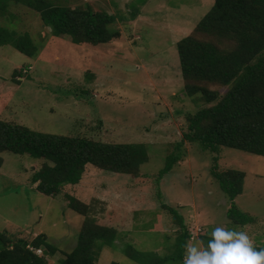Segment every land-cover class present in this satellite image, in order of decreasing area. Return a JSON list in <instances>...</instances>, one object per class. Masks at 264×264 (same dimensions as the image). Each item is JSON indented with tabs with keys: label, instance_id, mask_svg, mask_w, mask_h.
<instances>
[{
	"label": "rangeland",
	"instance_id": "374dc122",
	"mask_svg": "<svg viewBox=\"0 0 264 264\" xmlns=\"http://www.w3.org/2000/svg\"><path fill=\"white\" fill-rule=\"evenodd\" d=\"M49 1L113 15L108 28L118 35L97 46L74 44L52 36L31 8L8 1L0 25L29 34L37 51L28 57L10 44L0 45V120L42 133L139 145L148 159L135 177L87 165L78 184L47 196L31 177L48 161L0 152V231L15 240L45 235L55 254L33 251L49 264H59L72 251L85 218L117 232L112 244L96 243L97 264H136L125 254L127 245L161 257L172 254L181 227L171 210L195 238L210 239L212 229L223 225L264 245V156L226 147L216 154L197 143L181 144L188 116L217 100L209 104L200 92H185L176 44L215 0ZM200 85L219 97L227 90ZM178 154L171 170L159 175L167 158ZM214 157L217 171L245 174L234 203L256 218L254 223L228 222L229 199L212 175ZM67 194L88 206L86 217L66 207Z\"/></svg>",
	"mask_w": 264,
	"mask_h": 264
},
{
	"label": "trees",
	"instance_id": "16d2710c",
	"mask_svg": "<svg viewBox=\"0 0 264 264\" xmlns=\"http://www.w3.org/2000/svg\"><path fill=\"white\" fill-rule=\"evenodd\" d=\"M8 1L0 0V18L6 13ZM13 1L39 14L52 36L68 37L74 44L97 46L118 35L110 32L108 26L115 17L106 12L58 6L49 0ZM9 29L0 25V45L10 44L20 53L34 57L37 46L29 34L18 35ZM176 49L185 92L191 96L200 92L209 104L217 100L188 116L181 144L197 143L204 151L216 154L221 147H226L264 156V0H215L192 33L177 42ZM202 82L227 90L219 97L217 91L202 87ZM0 152L48 161L50 164L46 163L31 177L36 190L47 196L58 195L65 186L78 184L87 165L135 177L148 159L139 145L42 133L3 120H0ZM179 156L168 157L159 175L169 172ZM213 161L212 175L229 199L228 222L241 227L254 223L256 218L234 203L242 194L245 174L237 170L219 172L217 157ZM65 203L73 212L87 216L88 206L76 197L67 194ZM161 206L167 208L166 204ZM171 212L181 227L172 254L161 257L127 245L126 256L136 264H182L185 244L191 241V234L182 217ZM116 235L115 227L101 226L85 218L75 247L64 254L59 264H97L96 243L110 245ZM199 239L206 244L208 236L202 235ZM254 247L264 248V245ZM33 249L51 255L57 251L43 234L27 241L12 239L0 231V264H49Z\"/></svg>",
	"mask_w": 264,
	"mask_h": 264
},
{
	"label": "clouds",
	"instance_id": "9594fccd",
	"mask_svg": "<svg viewBox=\"0 0 264 264\" xmlns=\"http://www.w3.org/2000/svg\"><path fill=\"white\" fill-rule=\"evenodd\" d=\"M207 243L194 238L185 244L182 264H264V248L244 230L223 225L214 227Z\"/></svg>",
	"mask_w": 264,
	"mask_h": 264
},
{
	"label": "built area",
	"instance_id": "2783aa9c",
	"mask_svg": "<svg viewBox=\"0 0 264 264\" xmlns=\"http://www.w3.org/2000/svg\"><path fill=\"white\" fill-rule=\"evenodd\" d=\"M194 237H195L194 235H191V238H190V239H191V240H193V239H194Z\"/></svg>",
	"mask_w": 264,
	"mask_h": 264
}]
</instances>
